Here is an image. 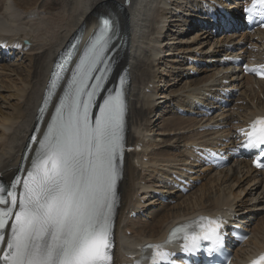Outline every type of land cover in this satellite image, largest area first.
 <instances>
[{
	"label": "bare ground",
	"instance_id": "6f19581e",
	"mask_svg": "<svg viewBox=\"0 0 264 264\" xmlns=\"http://www.w3.org/2000/svg\"><path fill=\"white\" fill-rule=\"evenodd\" d=\"M201 1L132 0L129 7L120 11L116 5L124 3V0H20L16 3L17 7L5 2L0 5V43L16 47L19 51L16 57L19 59L23 56L29 61L28 66L21 65L22 69L12 66L14 63L0 66L1 74L6 73L13 83L8 87L6 79H0V87L4 91L8 90L7 96L0 91V101L4 103L3 107L0 106V174L5 178H11L23 160L55 62L71 39L81 31V41L74 60L76 64L100 28L101 15L111 14L120 34L126 35V44L119 52V63L114 75L117 71L129 68L131 86L127 88V139L133 146H142V150L125 155L124 158L125 174L120 185L122 206L116 228L117 264H127L128 250L147 241L161 239L171 226L182 219L202 213H226L237 215L245 221L264 212V173L258 175L252 172L249 163L238 162L223 171L206 173V183L187 197L178 196L180 202L172 211L169 205L164 206L160 213L151 211L150 216L157 218L154 225L148 226L140 217H130L133 213L152 210V203L158 205L154 201L144 205L141 198L156 200L153 191H165L172 174L189 162L190 145L215 140L213 133L197 134L198 128L208 122L221 124L219 121L223 120V123L230 124L234 120H249L256 114L264 113V101L259 99L264 94V81L254 83L248 79L247 84L242 82L238 77L240 68L232 69L234 77L225 76L227 71L223 69H201V77L189 80L188 74L193 68L187 65L188 56L199 58L197 53H201L203 56L200 59L211 62L213 59L219 61L222 57L220 50H203L212 40L210 32L189 39L182 38L195 25L198 18L195 12L202 8ZM26 39L30 41L28 47L24 45ZM261 39H264V33ZM168 46L170 51L162 55ZM168 55L173 65L166 63L165 74L162 75L159 69L163 68L164 58ZM175 58L178 60L174 61ZM175 63L180 66H174ZM175 77L180 82L186 79L185 84L180 91L169 92L177 80ZM160 78L166 79L160 81ZM225 80H230L231 85H224ZM163 83L170 86L167 93H162L166 109L162 117V133L156 135L150 118L161 104L158 102L161 98H156L161 94L160 88L165 87ZM255 84L259 86L257 91L254 89ZM234 87H242L243 97L240 100L248 102L246 106H237V112H229L220 120L213 117L206 121L183 118L177 114L178 108L188 110L193 100L202 101L207 95L215 94L219 88L231 90ZM12 99L14 103H11ZM7 107L10 111L4 110ZM240 109H244V113H239ZM48 120L49 115L43 122L41 134ZM145 158H148L149 163H143ZM243 179L253 183L254 189L247 195L248 199L242 198V191L237 194L233 191L234 185ZM142 181L145 186H140ZM213 185L217 190L212 188ZM260 187L262 190L258 192ZM147 194L149 197H144ZM128 232L131 234L128 235ZM252 232L253 238L243 249V254L264 248V216L257 218Z\"/></svg>",
	"mask_w": 264,
	"mask_h": 264
},
{
	"label": "snow or ice",
	"instance_id": "6c2138e0",
	"mask_svg": "<svg viewBox=\"0 0 264 264\" xmlns=\"http://www.w3.org/2000/svg\"><path fill=\"white\" fill-rule=\"evenodd\" d=\"M255 3L264 6V0ZM108 31L105 21L61 88L43 138H32L39 147L26 177L0 183V264H110L125 104L122 91L102 94L108 68L100 66L106 65ZM57 79L54 74L51 89L58 87ZM242 146L264 156V119L252 124ZM219 228L218 221L202 218L172 235L183 233L184 250L194 252L201 241L219 245ZM148 247L154 249L152 264L169 255L158 251L160 245ZM252 264H264V255Z\"/></svg>",
	"mask_w": 264,
	"mask_h": 264
},
{
	"label": "rangeland",
	"instance_id": "374dc122",
	"mask_svg": "<svg viewBox=\"0 0 264 264\" xmlns=\"http://www.w3.org/2000/svg\"><path fill=\"white\" fill-rule=\"evenodd\" d=\"M4 2H5V4L7 3V4H11V5H15L16 7H17V4L20 2V0H0V5H4ZM17 3V4H16ZM1 8V7H0ZM189 32V34L187 35V36H183L182 38H184V39H189V38H193V37H197V32H195V31H192V29H189L188 30ZM169 37V36H168ZM186 37V38H185ZM168 39H170V38H168ZM167 42V41H166ZM170 49V47L168 46V48H166V51L162 54V55H167L168 54V52L170 51L169 50ZM207 49H209V46L206 48V50ZM169 50V51H168ZM203 50L204 51H206L205 50V47L203 48ZM165 57V56H164ZM171 56H167V57H165L164 59V66H163V68L161 67L160 69H159V72L160 73H162V75L163 74H165L164 73V69H165V66H166V63L168 64V65H173V63L171 64L169 61L171 60V58H170ZM20 59V58H19ZM174 61H176V59H174ZM14 63V64H13ZM18 63V64H17ZM13 64V65H12ZM17 64V65H16ZM22 64H24L25 66H28L29 65V61L27 60V59H22V61H16V60H14L11 64H5V65H12V66H14V67H22L21 65ZM174 66H179L177 63H175L174 64ZM22 69V68H21ZM187 74V73H186ZM5 75H6V73H2L1 74V69H0V79H2V77H3V79H6L5 80V82H6V86H8L9 87V85L11 86L13 83L12 82H10V80L7 78V75H6V78H4L5 77ZM12 77H14V75H11ZM160 76H161V74H160ZM202 75H200V77H201ZM176 78V77H175ZM178 78V77H177ZM176 78V79H177ZM199 78V77H198ZM164 80V79H166V78H160V81L161 80ZM9 80V81H8ZM184 81H179V79H177V80H175V83H174V85L170 88V90H169V92L171 91V90H173L174 92H176V91H180V89H182V87H183V85L185 84V79H183ZM176 84V85H175ZM165 86V83H163L162 84V86ZM161 86V85H160ZM169 86L170 85H168V86H165V87H163V88H160V95H159V97L158 98H156V99H159V98H161L163 95H162V93L163 92H166L167 93V90H168V88H169ZM1 88V87H0ZM175 89V90H174ZM13 90V89H12ZM0 91L2 92V94L4 95V96H7V94H8V90H3L2 88L0 89ZM6 94V95H5ZM0 96H1V94H0ZM261 100H263L264 101V95H261ZM259 98V99H260ZM165 99H159V101L158 102H160L161 104L160 105H158L157 107V109L155 110V112L152 114V116H151V121L154 123V126H153V130H154V132L156 133V135H161L160 133H162V117H163V115L165 114V109H166V104H164L165 103ZM15 102V100L14 99H12L11 100V103H14ZM257 101L255 100V102L254 103H256ZM4 103H2L1 101H0V106H2ZM6 104V103H5ZM3 107V106H2ZM164 107V108H163ZM9 108L7 107V108H4V110L5 111H10V110H8ZM242 113V112H241ZM160 138H163V137H161L160 136ZM158 143V142H157ZM157 149V148H156ZM173 153H176L175 151H173ZM149 160H148V158H147V160H146V158H145V160L143 161V163L145 162V164L148 162ZM149 163V162H148ZM204 183H206V180H204ZM140 186H145V182L144 181H142L141 182V184H140ZM202 186V185H201ZM200 186V187H201ZM199 187V188H200ZM212 187V186H211ZM212 188H215L214 190H217V188L215 187V185H213V187ZM254 188H253V183H248L247 181H245V179H243V181L241 182V183H239V184H236V185H234V187H233V191H234V193H240L241 191L243 192L242 193V198H247L248 199V197L249 196H247L250 192H252V190H253ZM260 190H262V187H260L259 188V190H258V192L260 191ZM239 191V192H238ZM144 197H149V195L147 194V195H145ZM138 198H141L140 196L138 197ZM141 200H142V204H144V205H146V204H150V203H152V200H148L147 201V199H144V198H141ZM146 200V201H145ZM154 201V200H153ZM183 201V200H182ZM181 201V202H182ZM180 202V201H179ZM178 202V203H179ZM151 205H154V203H152ZM177 204H171L170 205V211H172L174 208L173 207H175ZM185 205V203H183L182 204V206H184ZM157 207V206H156ZM145 208V207H144ZM162 208V209H161ZM163 208L164 207H162V206H159V208H157V209H155V208H152V210H150V211H148L146 214H144V216H142V222L143 223H148L149 225L148 226H152V225H154L156 222V217L155 216H150V212L152 211V212H155V213H160L161 211H163ZM243 208H245V207H243ZM128 212V211H127ZM147 216V217H146ZM262 216H264V214L262 215ZM156 218V219H155ZM254 227H252V229H253ZM131 233L130 232H128V235H130Z\"/></svg>",
	"mask_w": 264,
	"mask_h": 264
}]
</instances>
